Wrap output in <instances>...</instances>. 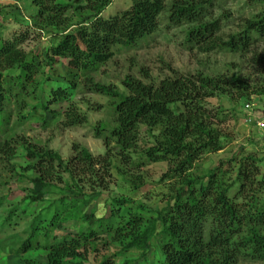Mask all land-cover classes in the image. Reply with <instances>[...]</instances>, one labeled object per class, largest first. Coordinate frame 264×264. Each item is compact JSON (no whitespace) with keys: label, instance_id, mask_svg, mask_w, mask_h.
Here are the masks:
<instances>
[{"label":"trees","instance_id":"16d2710c","mask_svg":"<svg viewBox=\"0 0 264 264\" xmlns=\"http://www.w3.org/2000/svg\"><path fill=\"white\" fill-rule=\"evenodd\" d=\"M166 1L132 0L128 9L104 18L100 13L111 0H32L37 9L34 24L50 35V42L41 51L42 59L37 51L28 52L21 47L27 32L5 39L0 30V137L9 128L10 99L15 97L16 103L25 104L16 88L23 90L32 85L35 90L42 62L50 65L57 58H66L67 65L84 76L83 87L109 96L113 107L114 124L99 121L94 127V135L103 139L106 146L101 155L95 156L73 143L71 155L63 159L53 149L22 140L32 161L28 167L29 191L23 197L27 204L43 202L51 188L62 186L58 199L30 214L26 209L17 214L30 219L26 234L12 236L9 249L24 264H69L74 260L85 264L84 260L96 251L99 253L100 248L106 253L96 261L93 257L88 264H115L117 256L133 249L141 250L143 258L154 238L161 253L154 264H239L240 260L264 264V198L252 195L238 202L229 194L236 184L240 194L247 193L254 183L264 188V155L242 156L232 181L225 176L232 168L223 171L222 162L201 176L190 171L202 154L224 146L223 132L214 120L221 122L226 116L221 107H210L206 99L227 92L225 86L229 81L195 72L175 73L154 82L147 70H141L144 79L126 74L121 80L126 91L120 92L92 77L91 73L112 57V46H131L154 32L162 12L166 13L168 25L187 24L185 42L200 52L247 49L255 35L264 36V12L246 19L238 35L223 38L221 18L206 19L212 0H170L169 4ZM69 10L81 17L74 25L67 16ZM84 13L88 16L83 17ZM88 19L91 21L86 22ZM68 27L71 28L66 31ZM13 67L19 69L15 76L4 74ZM233 84L236 98L248 96L247 83L235 78ZM74 86V82L68 86L57 83L51 89L49 107L68 99ZM255 92L264 99V87ZM50 110L55 116L64 114L65 127L83 124L86 119L71 104L61 113ZM140 125L147 127L151 137L152 129L159 131L151 144L137 150ZM112 147L124 163H166L167 171L161 177L175 180L169 188L172 193L157 199L164 204L150 210L154 215L146 217L142 203L132 205L130 198L116 195L103 201L110 205L108 216L86 211L93 198L100 199L99 195L108 190ZM13 151L5 137L0 139V153L10 158ZM132 154L136 157L132 158ZM259 163L263 164V172ZM129 182L134 189L143 184L140 176ZM17 207L3 218V226L12 223L10 216ZM60 230L67 232L58 236ZM112 247L118 250L111 251ZM37 250L41 252L40 258H31L29 253Z\"/></svg>","mask_w":264,"mask_h":264},{"label":"rangeland","instance_id":"374dc122","mask_svg":"<svg viewBox=\"0 0 264 264\" xmlns=\"http://www.w3.org/2000/svg\"><path fill=\"white\" fill-rule=\"evenodd\" d=\"M169 2L170 0L166 1L167 4ZM131 3L132 0H111L100 15L104 18L116 15L128 9ZM36 10L32 0H0V30L5 39L12 38L15 33L27 32V38L21 47L28 52L37 51L42 59L44 57L41 51L50 42V35L34 24ZM226 12L229 14L228 18H224L225 15H228ZM262 12H264V0H212V4L206 10V19L221 18V35L223 38H227L229 34L238 35L239 32H242L246 19ZM67 16L73 22L72 25L81 18H78L73 10H69ZM82 16H88V14L84 13ZM90 21L91 19H88L86 22ZM168 24L166 13L162 12L158 17V25L154 32L140 39L134 45L112 46V57L98 70L93 71L92 77L96 81L112 85L120 92L126 91L121 83L126 74L144 79L141 70H147L150 80L154 82H158L165 76H173L175 73L180 75L195 72L228 80L229 82L225 86L227 92H218L206 99L210 107H221L226 116V119L221 122L214 120L218 129L223 132L224 146L218 151L202 154L194 162L190 171L194 176H201L208 169H214L222 162L220 165H222L223 171L228 167L232 168L225 175L226 180L232 181L231 179L236 174L237 163L242 156L250 153L255 157L264 155L263 132L255 126L249 125L245 120V114L248 111L254 117H264L263 96L255 92L256 89L264 87V36L255 35L247 49L232 51L228 48H217L200 52L196 47L188 46V43L185 42L187 24L179 26ZM72 25L71 27H73ZM70 28L68 27L66 31ZM67 64L66 58H57L50 65H45V62H42L37 75L39 85L35 90L32 85L23 90L16 88L20 92L19 98L25 99L24 106L16 103L15 97L10 99L8 106V111L11 114L9 128L2 135L8 140L14 151L10 158L0 153V264H24L9 249L13 240L12 236L26 234L25 229L30 219L29 217H18L17 214L25 209L30 214L36 208L46 205V202L58 199L59 193H61L59 189L62 186L58 185L51 188V192L45 196V202L38 201L27 204L23 199L29 191L26 187L30 186L31 171L28 170V167L32 161L27 157V150L21 143L22 140L53 149L63 159L71 155L73 143L87 148L95 156L105 152L106 146L103 139L94 135V127L99 121H106L109 125L114 124L112 99L107 95L85 89L81 83L84 76ZM18 71L17 67H13L5 70L4 74L15 76ZM235 78H239L249 86L250 92L247 97L236 98L237 92L233 84ZM73 82L75 86L70 90L69 98L60 104L49 107L48 100L51 98V89H54L57 83L68 86ZM246 103L252 104L253 111L252 109L245 110ZM70 104L85 116L83 124L71 127L63 125L64 114L61 112ZM46 105L48 108H44ZM20 106L23 108L18 110ZM50 108L56 109L61 114L53 115ZM158 131V128L152 129L151 137L147 127L140 125L137 150L151 144L153 135H158ZM3 137L1 136L0 139L2 140ZM115 150V148L112 149L114 156L112 157L111 175L108 177V190L99 195L100 199L93 198L86 207V211H94L96 215L108 216L110 205L108 203L105 205L103 201L107 196L116 195L130 198L133 201L132 205L142 203L146 208L143 212L146 217L154 215L150 210L164 204L163 201H157V199L172 193L169 188L175 179L161 177L167 171L166 163L146 162L135 166L132 163H124L120 157L116 156ZM132 155V158L136 157V154ZM226 161L229 162L226 163ZM258 168L263 172L262 163H259ZM134 176H140L143 181V184L135 189L129 182ZM229 192L230 196L238 202L246 201L252 195L264 198V188H260L256 183L248 189L247 193L240 194L239 184L234 185ZM15 205L18 207L10 216L12 223L3 226V218ZM66 232L60 230L56 234L61 236ZM154 239L145 251L143 258L140 256L141 250L133 249L117 256L115 264H122L128 260L130 261L128 264H154L157 262V258H161L157 239ZM117 250L118 248H111V251ZM97 252H94L93 256L90 255L88 260H84L83 263H90L89 261H92L93 257L96 261L100 259L102 253H106L101 248L99 253ZM29 256L40 258L41 252L39 250L32 251ZM75 262L76 260L69 264H77ZM239 264L260 263L240 260Z\"/></svg>","mask_w":264,"mask_h":264},{"label":"built area","instance_id":"2783aa9c","mask_svg":"<svg viewBox=\"0 0 264 264\" xmlns=\"http://www.w3.org/2000/svg\"><path fill=\"white\" fill-rule=\"evenodd\" d=\"M252 109V104L251 103H246L245 104V110H251ZM253 111V109H252ZM245 120L249 125L255 126L257 129L263 132L264 135V117L259 116V117H254L250 111H248L245 114Z\"/></svg>","mask_w":264,"mask_h":264}]
</instances>
